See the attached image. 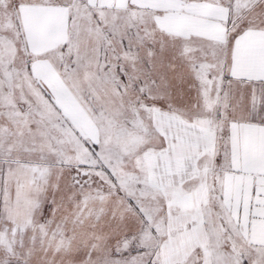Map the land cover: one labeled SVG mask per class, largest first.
<instances>
[{
  "label": "snow or ice",
  "instance_id": "snow-or-ice-1",
  "mask_svg": "<svg viewBox=\"0 0 264 264\" xmlns=\"http://www.w3.org/2000/svg\"><path fill=\"white\" fill-rule=\"evenodd\" d=\"M0 264H264V0H0Z\"/></svg>",
  "mask_w": 264,
  "mask_h": 264
}]
</instances>
